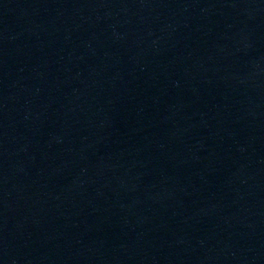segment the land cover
<instances>
[{
  "label": "water",
  "instance_id": "1",
  "mask_svg": "<svg viewBox=\"0 0 264 264\" xmlns=\"http://www.w3.org/2000/svg\"><path fill=\"white\" fill-rule=\"evenodd\" d=\"M0 264H264V0H0Z\"/></svg>",
  "mask_w": 264,
  "mask_h": 264
}]
</instances>
